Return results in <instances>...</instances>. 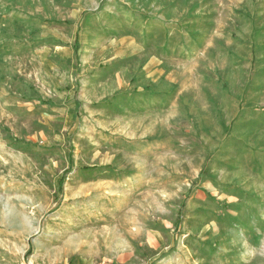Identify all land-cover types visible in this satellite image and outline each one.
Instances as JSON below:
<instances>
[{
	"label": "rangeland",
	"instance_id": "374dc122",
	"mask_svg": "<svg viewBox=\"0 0 264 264\" xmlns=\"http://www.w3.org/2000/svg\"><path fill=\"white\" fill-rule=\"evenodd\" d=\"M0 264H264V0H0Z\"/></svg>",
	"mask_w": 264,
	"mask_h": 264
},
{
	"label": "bare ground",
	"instance_id": "6f19581e",
	"mask_svg": "<svg viewBox=\"0 0 264 264\" xmlns=\"http://www.w3.org/2000/svg\"><path fill=\"white\" fill-rule=\"evenodd\" d=\"M240 223V222H239Z\"/></svg>",
	"mask_w": 264,
	"mask_h": 264
}]
</instances>
